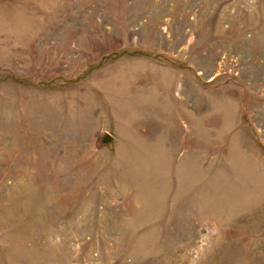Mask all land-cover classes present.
I'll list each match as a JSON object with an SVG mask.
<instances>
[{
  "label": "rangeland",
  "instance_id": "374dc122",
  "mask_svg": "<svg viewBox=\"0 0 264 264\" xmlns=\"http://www.w3.org/2000/svg\"><path fill=\"white\" fill-rule=\"evenodd\" d=\"M0 264H264V0H0Z\"/></svg>",
  "mask_w": 264,
  "mask_h": 264
},
{
  "label": "water",
  "instance_id": "95a60500",
  "mask_svg": "<svg viewBox=\"0 0 264 264\" xmlns=\"http://www.w3.org/2000/svg\"><path fill=\"white\" fill-rule=\"evenodd\" d=\"M104 142H106V143L111 142V137H110V136H106V137L104 138Z\"/></svg>",
  "mask_w": 264,
  "mask_h": 264
}]
</instances>
